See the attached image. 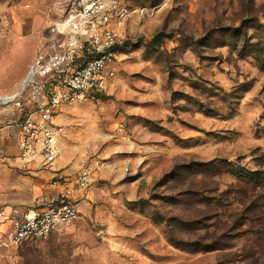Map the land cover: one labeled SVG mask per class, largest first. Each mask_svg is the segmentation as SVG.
<instances>
[{
	"label": "rangeland",
	"instance_id": "obj_1",
	"mask_svg": "<svg viewBox=\"0 0 264 264\" xmlns=\"http://www.w3.org/2000/svg\"><path fill=\"white\" fill-rule=\"evenodd\" d=\"M68 1L0 0V54L27 48L0 74ZM121 3L113 76L55 120L58 158L92 172L79 217L16 263L264 264V0Z\"/></svg>",
	"mask_w": 264,
	"mask_h": 264
},
{
	"label": "built area",
	"instance_id": "obj_2",
	"mask_svg": "<svg viewBox=\"0 0 264 264\" xmlns=\"http://www.w3.org/2000/svg\"><path fill=\"white\" fill-rule=\"evenodd\" d=\"M129 15L121 0H69L35 51L19 89L0 95V107L11 106L25 115L14 133L25 161L49 167L60 156L61 129L55 118L63 106L105 90L121 44L115 26ZM92 178L87 167L54 176L51 185L58 187L57 193L35 197L23 215L13 217L8 242L19 246L46 240L77 220L76 195L86 191Z\"/></svg>",
	"mask_w": 264,
	"mask_h": 264
},
{
	"label": "crops",
	"instance_id": "obj_3",
	"mask_svg": "<svg viewBox=\"0 0 264 264\" xmlns=\"http://www.w3.org/2000/svg\"><path fill=\"white\" fill-rule=\"evenodd\" d=\"M16 44L19 45L17 48ZM20 44L10 43L11 47H5L0 59L12 62L15 56H20L23 49H27L26 45ZM34 55L35 51L31 57L28 55L24 69L18 76L0 74V95L19 89ZM22 117H25L23 111L15 110L11 106L0 107V264H17L19 257L21 245H11L7 238L11 219L23 215L32 206L35 197L55 195L58 187L51 185L54 176H67L76 172L73 166L66 163L64 157L57 158L49 167H42L36 162H27L20 156L14 133L19 130L18 123ZM56 118L57 121L62 120L60 115ZM85 192L76 195L79 207L86 199Z\"/></svg>",
	"mask_w": 264,
	"mask_h": 264
},
{
	"label": "trees",
	"instance_id": "obj_4",
	"mask_svg": "<svg viewBox=\"0 0 264 264\" xmlns=\"http://www.w3.org/2000/svg\"><path fill=\"white\" fill-rule=\"evenodd\" d=\"M191 189H192V190H196V189H194V188H191ZM196 191H197V190H196ZM196 191H195V192H196ZM195 192H194V193H195ZM28 243H30V242H28ZM212 249H213V248H212Z\"/></svg>",
	"mask_w": 264,
	"mask_h": 264
}]
</instances>
